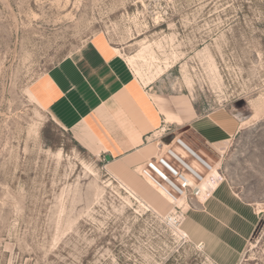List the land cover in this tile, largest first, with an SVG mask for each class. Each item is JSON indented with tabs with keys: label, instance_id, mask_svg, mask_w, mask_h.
Returning <instances> with one entry per match:
<instances>
[{
	"label": "rangeland",
	"instance_id": "1",
	"mask_svg": "<svg viewBox=\"0 0 264 264\" xmlns=\"http://www.w3.org/2000/svg\"><path fill=\"white\" fill-rule=\"evenodd\" d=\"M94 38L162 104L241 123L223 183L258 218L238 264H264V0H0V264H216L138 170L141 192L40 101L45 73Z\"/></svg>",
	"mask_w": 264,
	"mask_h": 264
},
{
	"label": "crops",
	"instance_id": "2",
	"mask_svg": "<svg viewBox=\"0 0 264 264\" xmlns=\"http://www.w3.org/2000/svg\"><path fill=\"white\" fill-rule=\"evenodd\" d=\"M112 51L103 50L96 38L85 42L45 73L37 95L61 128L84 131L98 153L108 154L110 167L136 191H142L136 171L156 153L164 122L185 142L191 141V145L186 143L197 148L196 153L205 155L189 134L214 146L241 129V123L225 109L193 117L191 111L181 113L162 104ZM183 127L188 129L182 131ZM257 222L253 208L221 183L209 198L193 201L182 228L189 238L203 244L216 264H238Z\"/></svg>",
	"mask_w": 264,
	"mask_h": 264
},
{
	"label": "built area",
	"instance_id": "3",
	"mask_svg": "<svg viewBox=\"0 0 264 264\" xmlns=\"http://www.w3.org/2000/svg\"><path fill=\"white\" fill-rule=\"evenodd\" d=\"M166 124L164 122L160 129L156 153L139 166L138 173L174 205L171 217L179 223L185 213L177 205V200L182 198L188 207L193 201L201 203L225 181V176L221 163L217 165V162L196 153ZM219 156L221 160L222 154ZM214 169L218 174L211 176ZM207 178L208 184L203 187Z\"/></svg>",
	"mask_w": 264,
	"mask_h": 264
},
{
	"label": "bare ground",
	"instance_id": "4",
	"mask_svg": "<svg viewBox=\"0 0 264 264\" xmlns=\"http://www.w3.org/2000/svg\"><path fill=\"white\" fill-rule=\"evenodd\" d=\"M134 56H131V57H128L126 60H127V62H128V64L129 65H133V63H134ZM136 73H138V71H136ZM227 141V140H226ZM226 141H223V142H220V143H216L215 145H214V147H215V149H216V151L219 153V154H222L223 153V147H224V145L223 144H225V142ZM219 163H221V160H219L218 162H217V165H219ZM218 174V171L216 170V169H214L213 170V172L211 173V176H216ZM207 184H208V178L206 179V181H204V183H203V187H206L207 186ZM162 196V195H161ZM180 200H183L182 198H180L179 200H177V203L178 204H181L180 203ZM262 210H260V209H258L256 212L258 213V212H261ZM171 222L173 223V224H175V225H178V223H177V220L175 219V218H172L171 217ZM177 230L182 234V235H184V236H186L187 234H186V232L183 230V229H181L180 227H178L177 226Z\"/></svg>",
	"mask_w": 264,
	"mask_h": 264
},
{
	"label": "water",
	"instance_id": "5",
	"mask_svg": "<svg viewBox=\"0 0 264 264\" xmlns=\"http://www.w3.org/2000/svg\"><path fill=\"white\" fill-rule=\"evenodd\" d=\"M187 129L188 128H186L185 130H187ZM166 141H168V139ZM104 160L107 161V162H109L110 161V156L108 154H105L104 155Z\"/></svg>",
	"mask_w": 264,
	"mask_h": 264
}]
</instances>
